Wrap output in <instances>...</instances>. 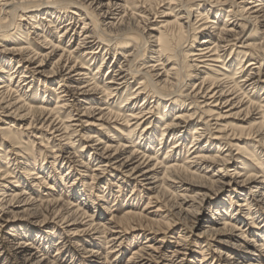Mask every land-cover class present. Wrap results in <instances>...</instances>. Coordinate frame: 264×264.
I'll return each instance as SVG.
<instances>
[{
    "label": "bare ground",
    "instance_id": "1",
    "mask_svg": "<svg viewBox=\"0 0 264 264\" xmlns=\"http://www.w3.org/2000/svg\"><path fill=\"white\" fill-rule=\"evenodd\" d=\"M167 1L169 6L175 2L178 3V13L171 15L174 12L172 9L170 12H165L166 14L162 13L163 16L160 18L168 16L172 17V20L166 19L160 23L158 29H152L146 25L150 23L147 15L139 17L142 15L141 12L135 14L131 11L127 0H37L33 6L24 0H0V33L8 32L9 26L16 23L15 20L26 21L28 22L26 25L34 21L30 28L35 31L42 26L40 22L44 21L50 24L61 22L67 10L72 14L65 16L67 17L65 25L55 28V33L61 34L57 43L47 41L46 37L42 40L44 45L49 46V52L46 54L31 48V43L27 40L30 32L26 33L27 38L17 34L21 39H25V41L20 40L21 45L15 44L3 48V52L8 58H0V111L6 110V113H9L8 117L17 119L18 122L28 121L25 131L36 128L35 125H38L39 129L49 132V135L59 142L72 140L84 129H92L82 137L86 144L82 146L83 150L80 152L73 149L74 141H68L65 144L72 150L71 153L67 152V156L71 159H67L69 164H76L81 168L88 169V165H85L81 160L85 158V155L89 161L92 158L94 161H98L97 168L92 170L90 180L107 175L108 169H110V173L126 169L129 162L136 159L139 164L127 171L128 175L135 176L136 182L138 180L147 182V176L156 175L151 172H156L155 170L160 168L163 171L164 180L167 181L172 177L178 179V184H181V187L186 184L190 187L183 189L188 191L191 188H206L205 178L199 174L203 173L204 169H209L211 165H220V168L216 170L218 173L217 183H219L223 178V167L230 161L237 163L240 166L236 167L235 171H244V174L240 177V172H235L233 176L236 179L243 178L240 184L244 187L238 194V196L244 194L242 196L243 204L237 205L239 208L237 210H234L231 205L215 208L213 216L220 215L221 218L217 223L220 227L214 228L215 225L212 222L217 219L213 217L209 225L203 227L205 231L202 233L203 235L207 234L211 239L215 236L231 235L232 232H240L239 227L236 226L237 223L240 225L245 223V219H242L241 216L242 210L245 211L247 220L248 217H251L250 215H253L251 212L252 202L257 199H259L258 203L264 202L260 200L264 199V160L261 159L264 151V98L260 102L254 100L255 94L262 89L261 83L264 84V38L259 42L253 39L258 28L264 27V0H188L186 2L185 0H166L165 3ZM251 4L252 7H249ZM223 14L225 19L220 23L219 16ZM151 15L154 18L157 13L154 12ZM39 16H42L41 19ZM136 16L146 27L144 25L140 30H137ZM133 17L134 19L136 17V21L133 20ZM79 23L82 25L80 29L76 28ZM133 23L136 24L133 25ZM18 28L20 30V27ZM58 29L62 31L58 32ZM133 35H137L138 38H134ZM67 37V46L69 47L66 49L61 45L64 38ZM179 38H182L181 44L177 43ZM231 46L236 48H231L226 63L224 55ZM56 52H60V55L52 68L48 72L38 70L52 56H55ZM74 54L78 57L75 58ZM109 54L113 58L115 56L122 58L123 62H118L119 60L116 59V64L107 66L106 78L95 81L96 74H99L103 68L104 58ZM237 54H242L248 60L245 61L242 58L236 72L231 73L233 70L231 66H233ZM84 57H89L90 61H95L99 57L103 58L96 74L91 75L88 65L77 60H83ZM15 59H17V70L20 68L18 76L15 77L19 78L15 88L25 86L26 89H35L36 83H41L43 85L42 93L39 89L36 90L40 100L27 96L25 92L17 95L18 92L11 88L10 84L17 70L10 71L7 77L8 81L2 76V73H5L4 69H9L11 62ZM35 61L38 65L32 68ZM21 63H23L22 66ZM16 67H11L10 70L16 69ZM55 78L58 79L57 82L52 80ZM136 79L139 80L137 85L122 101V106L113 110V105L123 95V91L128 89L130 82ZM47 82L52 85L48 86ZM54 83H57V89L53 88L55 87ZM48 92L56 93V102L53 108L49 105L51 100H45ZM139 101L141 105L138 107ZM160 108H163L161 118L167 121L164 123L161 137L157 140L153 133L152 121L156 110L159 111ZM237 108L238 110L243 108L241 111L245 112L246 120H251L246 121L251 133L245 138L243 137L244 129H240L241 132L236 134L232 132L233 130H229L230 126L226 124L232 123L227 120L233 118L231 112ZM72 110L80 111L82 114L80 116L72 115ZM112 120L116 125L129 129L128 133L119 132L122 139L126 138L124 140H128V142L121 145L116 142V145L113 146L111 143H115V141L109 139L110 144L105 143L101 148H98L102 145V141L96 135L97 131H106L105 124L113 129L109 125ZM6 121L8 120L6 119ZM195 121L198 122V125H193ZM230 125L234 127L233 124ZM189 127L192 128V142L189 145L185 162L179 164L173 160V156L176 154L175 150L180 149L187 141ZM7 129H3L6 141L11 143L12 147L19 145V142L15 141L13 137L15 133ZM211 134L216 135L212 140L218 141L216 144L217 154H212L213 146L216 145L213 141L208 140V136ZM250 138L262 147V151H255L256 148L249 150V146L245 142ZM47 140L49 141V139ZM168 140L172 143L167 149V155L172 152L173 156L170 155L169 161L162 163L154 159L153 151H159L166 146ZM155 146L158 148L155 149ZM224 148L226 149L223 152ZM231 149L235 150L234 155L231 154ZM224 153L226 154L223 155ZM123 154L128 155L121 160L120 157ZM8 159L7 155L6 160ZM63 160L60 161V164L63 163ZM152 161L155 164L150 171L141 169L145 164V168H147L148 163ZM31 165L26 163L24 167V172L28 177L35 175V164H33V169H28ZM70 167L71 165L68 169ZM38 168L41 172L45 170L43 167ZM46 174H51V172L46 171ZM112 176V178H118V175L114 176L113 174ZM0 177H2L0 181L3 182L0 183V212L8 210L9 213H13L15 208L34 214L37 210L32 208L34 206L33 199L23 189L9 191L10 194L6 192L4 185L7 180L12 178L10 172L0 169ZM40 177L38 175L34 180H38ZM193 179H198L195 182L197 184L188 181ZM215 182L212 181L211 184ZM72 184L73 182L70 186ZM49 185L46 183V186ZM227 185L229 186L230 183ZM15 187L20 188L18 184ZM115 187L121 193L122 185L118 183L115 184ZM48 189L52 190L53 187L49 186ZM75 195L77 194L74 191L71 197L75 198ZM204 197L205 195H203ZM88 199L93 202L91 197ZM148 199L151 200L150 197ZM250 199L252 201H249ZM69 201L65 202L61 206L62 208L58 206V209L54 208L57 201L52 202L51 200V202H47V205L54 208L52 214L57 216L62 224H67L70 221L74 224L76 219L72 216L76 213H80L81 217L89 218V223L84 224V226L87 225V232L89 230L94 232L92 237L95 234L102 235L106 241L107 237L105 236L108 234L105 233L103 225L95 224L93 216H87V212L80 210L78 205ZM184 209L181 206L179 212L183 213ZM250 220L252 227H255L253 226L256 222L255 217H251ZM1 221L0 215V233L6 228ZM260 222L262 224L263 220ZM259 228L262 229V232L250 233L251 238L248 242L264 252V224ZM71 231L67 230V233L69 234ZM15 233V235H10V238L14 239L0 243V256H7L10 259L7 264H12V260L18 261L20 264H49L45 261V257L39 259L36 257V252H32L36 248L33 245L35 239L29 237L31 236L30 230L20 233L16 231ZM19 236L28 237L32 242L25 245L26 243L18 240ZM43 239H47V237L45 236ZM247 239L248 237L241 232L240 240L243 242ZM238 242L241 243V241ZM108 243L107 240L106 244ZM134 254L136 253L133 252ZM224 254V258L218 259L220 264H263V262H257L254 259L243 261L242 258H238L239 254L235 252ZM4 260L6 259L4 258ZM52 263L55 262L52 261Z\"/></svg>",
    "mask_w": 264,
    "mask_h": 264
},
{
    "label": "rangeland",
    "instance_id": "2",
    "mask_svg": "<svg viewBox=\"0 0 264 264\" xmlns=\"http://www.w3.org/2000/svg\"><path fill=\"white\" fill-rule=\"evenodd\" d=\"M24 1H27V3H30L33 6L37 0ZM186 1L188 0H185V2ZM165 2L166 0H127V3L132 9L131 11L135 12V14L141 12L140 14L142 15L139 17L147 15L150 23L146 25L150 26L149 28L152 29H158V27L161 25L160 23L166 19L172 20V17L169 18L168 16L166 18H160L163 16L162 13L170 12L171 9L174 11L171 15L178 13V3L175 2V4L169 6L167 5L168 1L167 3ZM249 7H252V4ZM154 12L157 13V15L153 18V15L151 14ZM65 14L67 16L72 15L68 10ZM66 15H62L64 18L61 19V22L59 21L52 24L46 23L44 21L40 22L42 26L39 27V30L35 31L34 29L30 28V25L33 24L34 21L30 22L29 25H26V23H28L26 21L18 22V20H15L16 23L12 25L13 27L9 26L12 31L9 29L8 32L0 33V58H8L7 55L4 54L3 48H8V46L11 47L15 44L21 45L20 40L25 41V39L18 37L17 34L27 38L26 33L28 32H30V35L28 36L27 40L29 43H31V48L38 50L37 52H42V54L48 53L49 46L44 45L42 40L44 37H46V40L49 42H58V37L61 34L55 33V28H59L67 23V17H65ZM224 16V14L219 16L220 23H222L221 21H224ZM1 17L4 16L1 15ZM41 17L42 16H39V19H41ZM135 19L133 17V20H137L136 23L138 24L135 25L136 23H133V25L138 27L137 30H140L145 24L140 18L137 17V19ZM18 27H20L21 31ZM78 27L80 29L82 28V25L79 23L76 28ZM60 31L62 30L58 29V32ZM133 37L138 38L137 35H133ZM262 38H264V27H259L258 31L254 33L253 39L259 42ZM181 39L182 38H179L177 43L181 44ZM198 41L199 39L197 42ZM67 42L68 37L66 39L64 38L61 46L67 49L69 47L67 46ZM231 48L235 49L236 47L231 46L230 49L227 50V53H225L224 61L226 63L229 58L228 54ZM237 51L241 52L242 50ZM59 55L60 52H56V55L52 56V58L45 62L44 66L38 70L48 72L52 68V65H54V63L58 60ZM74 56L75 58L78 57L76 54H74ZM105 58L103 60V68L100 70L99 74H96V71L98 70L103 59L102 57H99L95 61H90L89 57H84L82 58L83 60H77L86 63L88 65L90 74H96L94 78L96 79L95 81H99L100 79L104 80L106 78V68L108 65H113L114 63L116 64V59L119 60L118 62H123L122 58H117V56L113 58L111 54H109V56L107 55ZM242 58H244L242 54H237L235 62L233 66H231V69H233L231 70V73L236 72V69ZM245 58V61L248 60ZM17 59L11 62L12 68L16 67ZM22 64L23 63H21V66ZM37 65L38 64L36 62L32 68L37 67ZM11 67H9V69H4L5 73H2V76L5 77L6 81H8L7 77L10 71H16L18 69V67H16V69L10 70ZM19 70H17L14 75L13 81L10 84L11 88L18 92L17 95L25 92L27 96L40 100V96L37 95L36 90L39 89V91L42 93L43 85L41 83H36L37 86L35 85V89H26L25 86L15 88L17 86V80L19 79L18 77H15L18 76ZM138 79L130 82L131 84L129 88L123 91V95L116 101L115 105H113V110H116L122 106V101L129 96L130 92H132L134 87L137 85V82L140 80ZM52 80H55L56 82L58 81L56 78ZM50 84V82H47L48 86H50ZM54 84L55 87L53 88L57 89V83ZM261 86L262 89L259 90L257 94H255V102H260L261 99L264 98V84L261 83ZM55 98V92H48L46 94L45 100H51L49 102L51 108L55 106ZM137 105L139 107L141 102L139 101ZM241 110H243V108L239 110L238 108L233 110L231 112V114H233V118H229V120H227V122L232 123L226 124L230 126L229 130H233L232 132L236 134L241 132L240 129H244L243 137L245 138L246 136L248 137L249 133H251L248 125L246 124L248 122L246 121L251 120H246L245 112ZM162 111L163 108H160L159 111L156 110L155 116L153 118L154 122L152 121V128L154 129L153 133H155V138L157 140L161 137L164 123L167 121L161 118ZM81 114L82 113L80 111L72 110V115L80 116ZM8 116L9 113H6V110L0 111V169L1 171L8 170L12 176L11 179L6 181L4 186H6V192H8V194L11 193L9 191L23 189L27 195H30V198L33 199L34 206L32 208L36 209L37 211L32 214L33 212H22L21 210L14 208L13 213H9L8 210L3 213L0 212L2 217L1 222L6 226V228L0 233V243L14 239L10 238V235H15L16 231L20 233L30 230L31 236L29 237H33V239L37 240V242L33 240V245L35 246L36 250L34 249L32 252H36V257L39 259H43L45 257V261L49 262V264H220L218 259L220 257L224 258V253L226 252H235L239 254L238 258H242L243 261H247V259H254L257 262H263L264 264V252H262L260 248L254 247L248 242L249 238H251L250 233L262 232V229L259 227L264 224V202H262L264 199H260L262 203H258L257 201L259 199L256 198L257 201H253L251 204V212L253 215L250 216L252 218L255 217L256 222L253 225L255 227H252L250 220L251 217H248L246 220V213L244 210H242L241 216L243 217L242 219H245V223L241 225L239 223H237L239 225L236 224V226L239 227L240 232L235 231L232 232L231 235L215 236L213 239L209 238L207 234H202L203 231H205L203 227H207L213 217L217 219L215 221L213 220L212 222L213 225H215L214 228L220 227L217 224L219 223L218 219L221 218L220 215L213 216V210L215 208L218 206L220 208L223 205H231L233 206L232 208L234 210H237L239 209L237 205L243 204L244 198L242 196L244 194L240 193L241 196H238L239 191L242 190V187H244L240 184L243 178L236 179L233 176L235 172H240V177H242L244 174V171H235L236 167L240 166L237 163L230 161L226 166L223 167V178L219 183H217L218 173L216 170L220 168V165H211L209 169H204L203 173H199L200 176L205 178L204 182H206V188H191V190L188 191H184L183 189H189L190 187H188L187 184L181 187V184H178V179L176 180L172 177L167 179L169 182L164 180L162 177L163 171L160 168H157L155 170L156 172H151L152 174L156 175L150 174L147 176V182L140 180L136 182V180H134L135 176H132V174H127V171H129L131 167H135L137 164H139L136 159L129 162L128 168L126 169H119L118 172L113 171V173H110V169H108L107 175H103V177L97 178L95 180H90L92 170L97 168L96 166L98 165V161H94L93 158L89 161L85 155V158L80 159L85 165H88V169L81 168L76 164H69L68 160L71 159L69 156H67V152L70 151L71 153L72 150L70 149V146L68 148V146L65 144L68 141H74L73 149L80 152L83 150L82 146L86 144L82 137L87 135L86 133L91 132L92 129H84L79 133L80 136H72V140L59 142L56 139H53V137L49 135V132L39 129L38 125H35L36 128H30L29 130L25 131L28 121L18 122L17 119H12ZM6 119L8 121L5 122ZM196 120L198 121V119ZM230 124H233L234 127H231ZM109 125H111L113 129H116L117 131L109 128V126L106 124L104 126V128H107L106 131H97L96 135H98V138H101L102 141V145L98 146V148H101L105 143L110 144L109 139L115 141V143H111L113 146L116 145V142H119L120 145L126 143V141L128 142V140H124L126 138L122 139L119 132L128 133L129 129L123 128L120 125H116L113 120L109 122ZM193 125H198V122L195 121ZM3 129H7L12 133H15L13 137L15 138V141L19 142V145H13L12 147L10 145L11 143L6 141L7 138L4 136L5 131H3ZM191 129L192 128L189 127L187 141L183 146L180 147V149L175 150L176 154L174 156L172 152L171 154L167 155V149L172 143L170 140H168L166 146L161 148L159 151H153L154 159L159 160V162L166 163L169 161V156L171 155L173 156V160L175 162L179 164L184 163L186 157L188 156L187 151L189 145L192 142ZM214 136L216 135H209L208 140L213 141V143L216 145L218 141L212 140ZM46 138L49 139V141ZM250 139H247V142H245L249 146V150L256 148L255 151H262V147L254 143L252 138ZM216 147L217 145L213 146L212 154H217ZM157 148L158 146H155V149ZM225 149L226 148L223 149V152ZM232 149L230 152L232 155H234L236 152ZM225 154L226 153L223 155ZM7 155L9 158L8 160H6ZM126 155L128 154H123L120 159L122 160V158ZM262 155H264V151ZM262 155L261 159L264 160V156ZM61 160H63V163L61 162L62 164H60ZM26 163L29 165L32 164L28 169H33V164H35L34 169H36V171H34V174L36 176H26L24 172ZM148 164L149 166H147V168H145V164L141 169H143V171H150L155 162L152 161ZM68 165H71L69 169ZM38 167L45 168L44 172H41ZM201 168H203V166H201ZM46 171H50L51 174H46ZM257 172H259V170H257ZM113 174L114 176L118 175V178H112ZM38 175L44 178V180H42L41 177L38 180H34ZM231 176H233V178H231ZM197 180L198 179H193L188 181L197 184L195 183ZM212 181L216 182L211 184ZM72 182L73 184L70 186ZM0 183L3 182L0 181ZM46 183L47 185L50 184L49 186H52L53 189L49 190V186H46ZM111 183L121 184V193L118 192L119 189L115 187V184ZM227 183H230V185L228 186ZM16 184H18V187L20 188H16ZM74 191L77 195H75V198H72L71 195ZM245 191L248 192L247 190ZM203 195H205L204 198ZM90 197L92 198L93 202L89 201L88 198ZM148 197H150L151 200H149ZM248 197L250 198V196ZM192 198H194V200H192ZM51 200L52 202L57 201V204L54 207L56 209H58V206L59 208H62L61 206L70 200V203L73 202L79 206L80 210L87 212V216H93L94 223H101V225H103L105 228V233L108 234L105 237H107L109 243L106 244L107 240L104 241L102 235L95 234V236L92 237L94 232H91V230L87 232V225L84 226V224L89 223V218L84 216L81 217L80 213H76L72 216L74 219H76L74 224L71 221L67 224H62L57 216L52 214L54 208L47 205V202H51ZM249 201H252V199ZM181 206L183 209L185 208V212L183 211V213L179 212ZM262 220L263 222L261 224L260 221ZM68 225L72 226L69 227ZM67 230H72L71 233H73V235H71V233L68 234ZM241 232H243L245 236L248 237V239L243 242L240 240ZM45 236L47 239H43ZM38 237L41 238L40 241ZM18 240L26 243L25 245L32 242L29 241L28 237L22 238L19 236ZM238 241H241V243ZM133 252L136 254L133 255ZM1 256L0 264H7V262L9 263V257L7 258V256ZM4 258L6 260H4ZM52 261L55 263H52ZM11 262L12 264H20L15 260H12Z\"/></svg>",
    "mask_w": 264,
    "mask_h": 264
}]
</instances>
